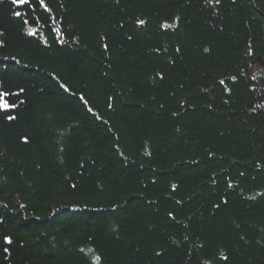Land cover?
Returning <instances> with one entry per match:
<instances>
[{"label":"trees","instance_id":"trees-1","mask_svg":"<svg viewBox=\"0 0 264 264\" xmlns=\"http://www.w3.org/2000/svg\"><path fill=\"white\" fill-rule=\"evenodd\" d=\"M45 2L0 0V264H264V0Z\"/></svg>","mask_w":264,"mask_h":264},{"label":"snow or ice","instance_id":"snow-or-ice-1","mask_svg":"<svg viewBox=\"0 0 264 264\" xmlns=\"http://www.w3.org/2000/svg\"><path fill=\"white\" fill-rule=\"evenodd\" d=\"M216 2L218 3L219 0H216ZM13 3L17 4V5H21V6L26 5V4L30 5L32 3V0H13ZM38 3H39V6L44 7L46 10H49L45 0H38ZM15 15L22 16V15H24V13L17 11L15 13ZM24 22L27 23L26 20ZM137 23L140 25H143L145 23V21L144 20H138ZM221 83H223V81ZM8 96H9L8 92H6V91L0 92V110H8L10 108L16 107V105L14 103L10 104L8 102V100L6 99ZM8 119H10V120L15 119V117L9 115ZM6 240L8 243H11L10 238H6ZM225 259H226V257H225Z\"/></svg>","mask_w":264,"mask_h":264}]
</instances>
